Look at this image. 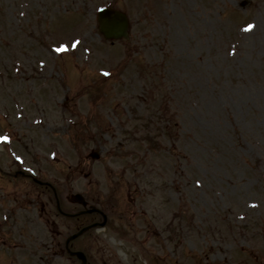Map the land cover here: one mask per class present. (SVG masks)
<instances>
[{
	"label": "rangeland",
	"instance_id": "obj_1",
	"mask_svg": "<svg viewBox=\"0 0 264 264\" xmlns=\"http://www.w3.org/2000/svg\"><path fill=\"white\" fill-rule=\"evenodd\" d=\"M110 5L129 14V42L100 36ZM3 137L0 264H76L47 248L52 193L8 175L26 168L125 211L110 214L132 264L152 246L181 264H264V0H0ZM92 150L88 184L71 172ZM181 218V239L152 233ZM108 238L84 244L116 264Z\"/></svg>",
	"mask_w": 264,
	"mask_h": 264
},
{
	"label": "flooded vegetation",
	"instance_id": "obj_2",
	"mask_svg": "<svg viewBox=\"0 0 264 264\" xmlns=\"http://www.w3.org/2000/svg\"><path fill=\"white\" fill-rule=\"evenodd\" d=\"M20 173V172H19ZM27 174L26 173H22L21 176L23 177H27L26 176ZM56 208V207H55ZM66 208V207H65ZM64 208V209H65ZM75 210V209H74ZM74 210L70 209V208H66L65 209V212L66 213H71V212H74ZM47 212V211H46ZM55 216H57V218L59 216H62L64 217L63 214L60 215V213L58 212V210L56 209L55 211ZM65 218V217H64ZM89 218L88 215H83L81 217H78L76 218V221L74 219V217H67V220L68 219H72L73 221H65V222H61L62 225H67L66 228L68 229H71L73 233H75L76 231L80 230L81 228L85 227V226H88L89 224H92V223H95L97 222V220H89L87 219ZM47 223L54 229H56V232H55V237L54 238V241L56 242V245H55V242L53 243V249L55 250V248H59L60 251H63V252H66V244L64 246H62V243L59 241V239L61 238H64L61 236V234L59 233L58 231V226L60 225V221H57V220H47ZM68 224H71V225H68ZM89 233V232H88ZM88 233L85 234V235H82V237L76 239L75 241H73L69 247H71L73 250H81L85 253L86 255V258H87V263L88 264H108L104 258L101 255V252L100 250H97L96 252L93 253V250H94V247L92 248H87V246L85 244H89L90 245V236H88ZM124 231H121L119 234H123ZM87 236V237H86ZM60 237V238H59ZM65 239V238H64ZM66 240V239H65ZM84 240V241H83ZM87 240V241H86ZM95 241V240H94ZM98 241V240H97ZM85 242V244H84ZM96 242V241H95ZM79 244V247H77L76 245ZM55 245V246H54ZM93 253V254H92ZM64 254V253H63ZM69 258V257H68ZM71 260H73L76 264H81V261L79 260H76L75 258H70Z\"/></svg>",
	"mask_w": 264,
	"mask_h": 264
},
{
	"label": "water",
	"instance_id": "obj_3",
	"mask_svg": "<svg viewBox=\"0 0 264 264\" xmlns=\"http://www.w3.org/2000/svg\"><path fill=\"white\" fill-rule=\"evenodd\" d=\"M98 15L99 29L105 38L128 37V20L125 15L112 9H104Z\"/></svg>",
	"mask_w": 264,
	"mask_h": 264
},
{
	"label": "snow or ice",
	"instance_id": "obj_4",
	"mask_svg": "<svg viewBox=\"0 0 264 264\" xmlns=\"http://www.w3.org/2000/svg\"><path fill=\"white\" fill-rule=\"evenodd\" d=\"M253 26L252 25H249L248 28L251 29Z\"/></svg>",
	"mask_w": 264,
	"mask_h": 264
}]
</instances>
